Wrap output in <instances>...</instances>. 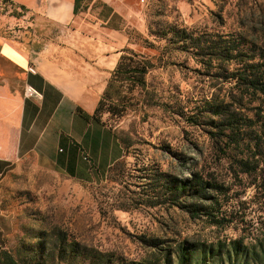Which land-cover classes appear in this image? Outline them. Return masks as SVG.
<instances>
[{"label":"rangeland","instance_id":"374dc122","mask_svg":"<svg viewBox=\"0 0 264 264\" xmlns=\"http://www.w3.org/2000/svg\"><path fill=\"white\" fill-rule=\"evenodd\" d=\"M121 22L116 18L114 23ZM174 25L196 32L239 33L263 46L264 0H153L144 30L123 23L128 47L154 62L146 75V89L130 92L134 96L125 114L106 116L114 131L128 138L126 165L117 175L86 183L24 162L1 188L0 247L30 249L39 231L56 227L87 244L139 257L143 250L129 233L158 234L166 228L210 241L242 239L250 249L259 250L264 233V163L255 174L232 177L227 160L218 165L208 128L187 119L189 114L202 113L198 107L205 94L227 89L230 83L208 74L191 54L161 35ZM171 35L170 31L167 37ZM167 146L183 157L182 162L175 160ZM156 167L185 179L193 171H204L226 181L230 197L220 212L231 221L221 227L206 219H191L174 207L120 210L111 206L117 198L136 195Z\"/></svg>","mask_w":264,"mask_h":264},{"label":"trees","instance_id":"16d2710c","mask_svg":"<svg viewBox=\"0 0 264 264\" xmlns=\"http://www.w3.org/2000/svg\"><path fill=\"white\" fill-rule=\"evenodd\" d=\"M84 1L75 0V12L83 7ZM170 31L172 35L167 37ZM161 35L191 54L208 74L230 83L227 89L205 94L198 107L202 113L189 114L187 119L191 124L208 128L206 132L218 165L227 160L232 177L257 173L264 163V45L239 33L196 32L175 25ZM153 66L154 62L146 55L125 47L92 115L94 119L108 123V117L123 116L134 96L130 92L146 89V75ZM105 114L108 117L103 119ZM110 128L113 129L112 125ZM115 134L126 154L127 136ZM165 149L177 162H182L183 157L171 146ZM125 165L123 158L116 160L107 177L119 174ZM148 176L136 195L117 198L111 206L120 210L174 207L191 219H206L221 227L231 221L220 212L221 206L229 201L231 186L213 173L193 171L185 179L156 167ZM129 236L143 250L139 257L116 249H101L53 227L39 231L30 249L18 247L14 251L0 247V264H247L248 260L264 264V233L259 250L250 249L242 239L210 241L166 228L158 234L129 233Z\"/></svg>","mask_w":264,"mask_h":264},{"label":"crops","instance_id":"0c3cea01","mask_svg":"<svg viewBox=\"0 0 264 264\" xmlns=\"http://www.w3.org/2000/svg\"><path fill=\"white\" fill-rule=\"evenodd\" d=\"M152 1L85 0L75 12V0H0V192L27 161L95 183L123 158L114 129L92 115L128 46L122 24L144 30Z\"/></svg>","mask_w":264,"mask_h":264},{"label":"built area","instance_id":"2783aa9c","mask_svg":"<svg viewBox=\"0 0 264 264\" xmlns=\"http://www.w3.org/2000/svg\"><path fill=\"white\" fill-rule=\"evenodd\" d=\"M25 94L27 96H36V97H40L41 93L38 89H36L35 87L28 85L25 89Z\"/></svg>","mask_w":264,"mask_h":264}]
</instances>
